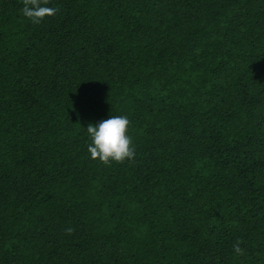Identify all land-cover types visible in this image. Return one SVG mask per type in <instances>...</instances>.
Here are the masks:
<instances>
[{"label":"trees","instance_id":"16d2710c","mask_svg":"<svg viewBox=\"0 0 264 264\" xmlns=\"http://www.w3.org/2000/svg\"><path fill=\"white\" fill-rule=\"evenodd\" d=\"M42 2L0 0V264H264V0Z\"/></svg>","mask_w":264,"mask_h":264},{"label":"clouds","instance_id":"9594fccd","mask_svg":"<svg viewBox=\"0 0 264 264\" xmlns=\"http://www.w3.org/2000/svg\"><path fill=\"white\" fill-rule=\"evenodd\" d=\"M21 11L33 23H40L46 17L54 15L57 9L47 6L42 0H24ZM129 125L130 121L126 115H110L99 123H89L85 129L90 138L87 150L91 158L104 163L132 160L135 156V147L128 134ZM68 231L71 232L72 229ZM234 251L242 252L239 243Z\"/></svg>","mask_w":264,"mask_h":264}]
</instances>
